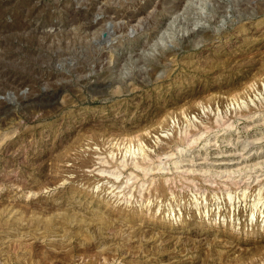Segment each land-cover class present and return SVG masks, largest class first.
<instances>
[{
    "label": "rangeland",
    "instance_id": "374dc122",
    "mask_svg": "<svg viewBox=\"0 0 264 264\" xmlns=\"http://www.w3.org/2000/svg\"><path fill=\"white\" fill-rule=\"evenodd\" d=\"M263 212L264 0H0V264H264Z\"/></svg>",
    "mask_w": 264,
    "mask_h": 264
},
{
    "label": "bare ground",
    "instance_id": "6f19581e",
    "mask_svg": "<svg viewBox=\"0 0 264 264\" xmlns=\"http://www.w3.org/2000/svg\"><path fill=\"white\" fill-rule=\"evenodd\" d=\"M199 3V2H198ZM202 7V6H201ZM108 25V24H107ZM162 41V40H161ZM162 43H164V42H162ZM219 117V116H218ZM201 138V136L200 137H196V138H194L192 141H188V144H189V142H191L190 144H192V143H194V142H197L198 141V139H200ZM191 140V139H190ZM209 141V140H208ZM208 141H207V143H208ZM142 146V145H141ZM139 149V148H138ZM141 149V148H140ZM145 148L142 146V159H144V160H148V161H150L151 160V157H150V155H149V153H148V151L147 152H145L146 151V149L144 150ZM149 149V148H148ZM129 150L131 151V149H130V147H129ZM128 150V151H129ZM183 150V148H180L178 151H182ZM154 151V150H153ZM185 151H187V150H185ZM126 152H127V150H126ZM151 152V151H150ZM129 153V152H128ZM135 153V152H134ZM127 154V153H126ZM139 154L141 155V152H139ZM114 155V154H113ZM125 155V154H124ZM132 155V154H131ZM136 155V154H135ZM134 156V155H133ZM170 156V155H169ZM166 157V156H165ZM161 158V157H160ZM159 158V159H160ZM125 159V158H124ZM163 159V158H162ZM161 159V160H162ZM126 160V159H125ZM125 160H123L122 159V161H121V164L122 165H125ZM127 161V160H126ZM163 161V160H162ZM161 161V163H164V162H162ZM180 161L181 160H176L175 162H174V164H175V166L176 165H180L179 163H180ZM139 162L138 161H135V164L136 165H138L139 166V164H138ZM257 164V163H256ZM261 164V163H260ZM180 167H178V169H179ZM145 169V168H144ZM146 170V169H145ZM179 170H182V171H188V170H186V169H179ZM191 170V169H190ZM240 169H238V170H235V171H229V173L230 172H232L231 174H233V173H236L237 171H239ZM253 171V170H252ZM101 172V174H107V173H105L106 171L105 170H103V171H100ZM108 172V171H107ZM163 172H165V171H163ZM241 172V171H240ZM185 173V172H184ZM111 175V174H110ZM242 191V190H241ZM244 191V190H243ZM230 192V191H229ZM245 192V191H244ZM247 192V191H246ZM244 194H246V193H244ZM230 197H231V193H229L228 194ZM204 198V197H203ZM202 198V199H203ZM205 200H206V198H205ZM194 201V205H195V207H197V208H200V206H204V207H206L207 206V202H206V204L205 205H203L204 203H203V200H201V199H199L198 197L197 198H195V200H193ZM207 201V200H206ZM262 212V211H261ZM168 215L169 214H174V211H170L169 213H167ZM261 214V213H260ZM175 215V214H174ZM251 216V220L252 219H256L257 218V216H256V208H255V210H253V212H252V214L250 215ZM256 216V217H255ZM261 221H263V223H264V212L262 213V220ZM264 226V225H263Z\"/></svg>",
    "mask_w": 264,
    "mask_h": 264
},
{
    "label": "water",
    "instance_id": "95a60500",
    "mask_svg": "<svg viewBox=\"0 0 264 264\" xmlns=\"http://www.w3.org/2000/svg\"><path fill=\"white\" fill-rule=\"evenodd\" d=\"M178 15H181V13H179V14H177V15H170V17H169V21H168V25L171 23V21H173L174 19H176V17H178ZM189 29V28H188ZM187 29V30H188ZM106 33V32H105ZM164 33H165V30H163L161 33H158L156 36V39H155V43H160V44H162V41H161V39H163L162 37H163V35H164ZM105 35H107V33L105 34ZM169 43V42H168ZM170 45H171V43H169Z\"/></svg>",
    "mask_w": 264,
    "mask_h": 264
}]
</instances>
